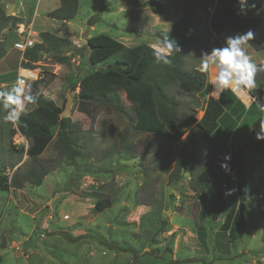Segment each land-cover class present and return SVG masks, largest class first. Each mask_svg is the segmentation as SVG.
<instances>
[{
	"label": "rangeland",
	"instance_id": "rangeland-1",
	"mask_svg": "<svg viewBox=\"0 0 264 264\" xmlns=\"http://www.w3.org/2000/svg\"><path fill=\"white\" fill-rule=\"evenodd\" d=\"M153 1L166 4L167 14L159 17L145 5L136 7L128 0H78L75 19L62 22L46 16L59 6L58 0H0V18L9 7L11 16L19 22L32 23L31 29L37 33L46 31L73 44L67 54L69 65H58L48 56L40 58L35 66L43 77L26 93L37 90L58 106L69 93V118L82 132L81 156L75 162L59 161L49 146L40 160L55 167L40 186L25 184L20 190L0 191V264H264L262 156L245 155L249 188L244 237L229 247L228 255L221 254L218 250L223 247L214 248L212 241L221 220L211 222L207 218L209 239L207 250H203L195 235L194 217L199 205L188 189V172L184 171L178 186L167 183L170 167L166 164L171 166L183 138L171 143L160 136L138 132L129 117L81 101L76 98L77 90L73 95L68 90L69 84L92 71L84 48L92 36L102 34L126 47H153L158 44L157 31L168 32L179 17L192 11L196 15L193 31L183 41L184 69L191 70L199 67L203 51L223 47L225 37L233 35L224 31L220 37L221 33L209 37L213 7L208 1ZM248 3L260 6L259 0ZM246 17L261 21L254 39L264 42V13L257 15L253 9ZM15 37L8 25L0 29L3 56L11 51ZM12 63L6 58L3 69H12ZM212 90L211 86L210 92L214 94ZM121 100L133 117L134 105L124 94ZM177 100L181 119L193 113L197 118L202 116L204 98L179 92ZM14 128L15 123L4 119L0 175L7 178L16 168L24 169L27 164L25 154L11 156L8 151L10 145L20 150L28 144L19 134L10 136ZM229 153L225 147L223 157ZM99 200L109 202V207ZM161 221L166 225L158 232ZM102 242L110 243L112 249Z\"/></svg>",
	"mask_w": 264,
	"mask_h": 264
},
{
	"label": "trees",
	"instance_id": "trees-1",
	"mask_svg": "<svg viewBox=\"0 0 264 264\" xmlns=\"http://www.w3.org/2000/svg\"><path fill=\"white\" fill-rule=\"evenodd\" d=\"M58 1L59 6L46 16L62 22L75 19L78 0ZM194 1H208L213 7L208 25L209 37L213 34L218 36L224 31L243 34L252 30L255 35L261 28L259 19L237 14V0ZM128 2L136 7L145 5L159 17H163L168 11L166 4L153 0ZM195 19V13L187 11L175 21L168 32L155 33L158 43L167 34L174 38L179 46L180 50L173 53L172 62L167 65L155 61L152 47L147 44L126 47L121 42L102 34L88 38L84 48L88 51L87 60L92 71L69 84L68 90L72 95L77 90L76 98L81 101L102 106L107 112L124 114L129 117L133 128L138 132L160 136L171 143H177L183 138L171 166L169 163L166 164L167 168L170 167L167 183L170 186H178L183 179L184 171L188 172L187 186L199 205L194 217L196 239L201 248L207 250L209 233L206 219L211 222L221 220L213 233L212 241L214 248L223 247L218 251L228 255L229 247L241 240L246 232L245 203L249 182L244 169L245 155L250 153L251 157L262 156L264 159V140L255 138V131L259 130V120L264 118V112L259 109L260 105H264V72L257 73L256 86L248 90L253 99L252 104L259 109L258 117L253 121L243 143L228 155L231 157L227 162L229 170L225 171L220 166L224 162V150L230 134L240 119L243 106L229 90H225L220 98L215 100L208 95L210 84L207 74L200 73L198 67L184 69L183 41L193 31ZM18 22L16 16H6L3 13L0 18V29L8 25L14 30ZM72 46L73 44L65 38L40 32L38 42L24 52L19 66L33 70L42 56L52 57L58 65H69L70 56L67 54ZM249 47L263 54L261 62L257 65L264 63V44L253 39L249 41ZM2 56L0 53V58ZM34 84L35 82L31 83V86ZM179 92L204 98L200 118H197L195 113L183 119L179 117L180 104L177 100ZM121 94L134 105L133 117L128 115ZM30 95L36 96V102L29 103L26 108L31 105L35 107L21 115L10 133V136L19 134L28 141V144L25 149L22 147L17 150L11 145L8 148L11 156L25 154L27 164L24 169L21 166L16 168L10 178L2 173L0 191L20 190L25 184L40 186L55 167V164H45L40 160V155L49 146L59 161L72 164L81 156L79 143L82 132L77 124L72 125L71 118L59 116L66 101L58 106L53 100L34 89ZM6 114V110L0 105V142ZM123 135L120 138L121 143ZM13 165L16 166L17 163ZM99 203L104 207L110 205L105 200ZM165 225L166 222L161 221L156 230L160 232ZM102 243L107 249H112L110 243Z\"/></svg>",
	"mask_w": 264,
	"mask_h": 264
},
{
	"label": "clouds",
	"instance_id": "clouds-1",
	"mask_svg": "<svg viewBox=\"0 0 264 264\" xmlns=\"http://www.w3.org/2000/svg\"><path fill=\"white\" fill-rule=\"evenodd\" d=\"M238 15L246 16L249 10H255L257 15L264 13V0H259L260 6L249 4L248 0H237ZM254 39V33L249 30L243 34L229 35L225 37L224 46L213 48L210 52L201 53V63L198 67L200 73H214L211 85L212 91L216 93L217 99L225 90L233 92H243L256 86L257 73L264 72V63L257 65L248 54L249 41ZM179 49L174 38L167 34L162 41L153 45L152 52L157 63L165 65L172 62L173 53ZM26 89H31V84H27L24 78L18 77L9 90L0 91V105L6 110L4 117L6 122L16 123L21 115L26 114V107L29 103L36 102L35 95L26 93ZM259 109L264 112V105ZM257 140H264V118L259 120V130L255 131ZM230 156L224 157L221 168L229 170L228 161Z\"/></svg>",
	"mask_w": 264,
	"mask_h": 264
},
{
	"label": "crops",
	"instance_id": "crops-1",
	"mask_svg": "<svg viewBox=\"0 0 264 264\" xmlns=\"http://www.w3.org/2000/svg\"><path fill=\"white\" fill-rule=\"evenodd\" d=\"M29 24L32 26V23L29 22ZM40 32H46V31H40ZM224 33L225 32H222L219 35V37L224 35ZM232 34L235 35V34H239V33H232ZM258 42L261 43V44H264L263 41H258ZM249 48L250 47H248L247 51H248V54L252 57L253 62H255L256 64L261 62V60L263 58V54H261V52H255L251 48H250L251 49L250 50ZM10 50L11 51L6 52L4 54V56L2 57V59L0 60L2 62L0 64V89H3V90H6V88L8 86H12L14 84V82L17 80V74H18L17 70H18V67H19L20 59H21V55L16 50H14L12 48V46H11ZM9 53H13V54L15 53V54L14 55H10ZM6 58H9L13 62L12 63L13 64L12 69H8V70L7 69H3V66H6V64H5ZM14 60L17 63L14 62ZM14 63H16V65H17L16 69H14V67H15ZM8 74H10L11 76L8 77L9 76ZM206 74H207L208 83L210 84L209 94L208 95L209 96L212 95L211 97L214 98L215 100H217L216 93L212 94V92H210V89H211V86H212L211 85V80H212V77H213L214 73L210 72V73H206ZM246 91L248 92V90H246ZM237 101L240 102L242 104V106H243V108L241 110V112L243 114L241 115L240 119L237 121L236 126L233 129L232 133L230 134L229 139H228V141L226 143L227 150L230 153L234 152L237 149V147L240 146L243 143L245 137L247 136V134L250 131V128H251V125H252L253 121L258 117L257 115L259 114V109L257 108V106L251 104L253 99H252L251 103L248 106L246 104H244L243 102H241L240 100H238V99H237Z\"/></svg>",
	"mask_w": 264,
	"mask_h": 264
},
{
	"label": "built area",
	"instance_id": "built-area-1",
	"mask_svg": "<svg viewBox=\"0 0 264 264\" xmlns=\"http://www.w3.org/2000/svg\"><path fill=\"white\" fill-rule=\"evenodd\" d=\"M31 28L32 26L29 23H24V22H18L14 28V33L17 37L15 42L12 44V48L21 55L20 60H22L24 52L27 49L32 48L34 44L38 42V33H36ZM17 72H18L17 78L18 77L24 78L27 84L34 83L39 79H42L43 77L42 73L37 67L33 70H28L19 66ZM230 92L238 100H240L247 106L251 103L252 98L246 90L243 92L240 91L233 92L230 90Z\"/></svg>",
	"mask_w": 264,
	"mask_h": 264
},
{
	"label": "water",
	"instance_id": "water-1",
	"mask_svg": "<svg viewBox=\"0 0 264 264\" xmlns=\"http://www.w3.org/2000/svg\"><path fill=\"white\" fill-rule=\"evenodd\" d=\"M6 16H11V11H10V8L8 7V9L6 10L5 12ZM91 25V22L88 24V26ZM88 32V31H87ZM88 33H86L84 36H86ZM71 96L69 95V93L67 94L66 96V102H65V105H64V108L63 110L61 111L60 113V118H67L69 117L70 115V102H71Z\"/></svg>",
	"mask_w": 264,
	"mask_h": 264
}]
</instances>
